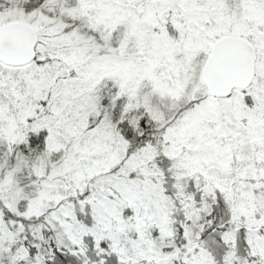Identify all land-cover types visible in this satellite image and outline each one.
<instances>
[{
  "label": "snow or ice",
  "instance_id": "obj_1",
  "mask_svg": "<svg viewBox=\"0 0 264 264\" xmlns=\"http://www.w3.org/2000/svg\"><path fill=\"white\" fill-rule=\"evenodd\" d=\"M0 264H264V0H0Z\"/></svg>",
  "mask_w": 264,
  "mask_h": 264
}]
</instances>
